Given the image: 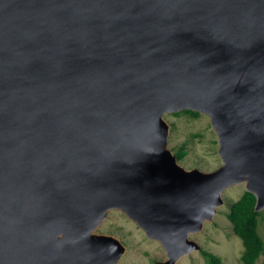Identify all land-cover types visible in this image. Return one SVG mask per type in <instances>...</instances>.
<instances>
[{"label":"water","instance_id":"water-1","mask_svg":"<svg viewBox=\"0 0 264 264\" xmlns=\"http://www.w3.org/2000/svg\"><path fill=\"white\" fill-rule=\"evenodd\" d=\"M183 111L215 171L169 150ZM238 186L260 213L264 0H0V264H118L111 211L177 264Z\"/></svg>","mask_w":264,"mask_h":264},{"label":"rangeland","instance_id":"rangeland-1","mask_svg":"<svg viewBox=\"0 0 264 264\" xmlns=\"http://www.w3.org/2000/svg\"><path fill=\"white\" fill-rule=\"evenodd\" d=\"M164 119L170 127L169 150L175 154L181 148L186 153L182 160L178 161L183 168L212 172L221 166L217 155V138L207 117L182 113L165 115ZM243 193V188L239 186L224 192L223 205L217 209L212 221L205 223L200 233L189 236L190 240L199 245L200 250L181 258L177 264H209L203 252L217 257L219 264H242L243 245L241 239L234 234L227 215L230 205ZM257 230L264 243V209L260 212ZM97 233L114 236L125 246L126 252L118 264H155L165 260V253L160 245L147 239L143 232L119 211L109 212ZM263 258L264 256H260L257 264H260Z\"/></svg>","mask_w":264,"mask_h":264},{"label":"trees","instance_id":"trees-1","mask_svg":"<svg viewBox=\"0 0 264 264\" xmlns=\"http://www.w3.org/2000/svg\"><path fill=\"white\" fill-rule=\"evenodd\" d=\"M189 114L190 116H200L196 112L183 111L179 114ZM185 151L179 149L174 155L180 161L185 156ZM255 197L247 192L229 207L227 215L232 224L234 234L241 239L243 252L241 255L242 264H257L260 256H264V243L258 234L259 212L254 211ZM209 264H219L220 260L214 255L203 252ZM260 264H264V258Z\"/></svg>","mask_w":264,"mask_h":264}]
</instances>
